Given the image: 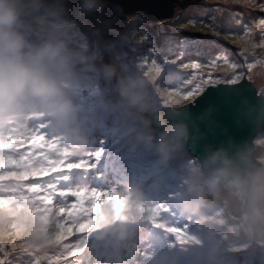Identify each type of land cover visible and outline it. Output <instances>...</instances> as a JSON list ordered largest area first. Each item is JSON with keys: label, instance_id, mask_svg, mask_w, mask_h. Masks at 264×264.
Masks as SVG:
<instances>
[{"label": "clouds", "instance_id": "1", "mask_svg": "<svg viewBox=\"0 0 264 264\" xmlns=\"http://www.w3.org/2000/svg\"><path fill=\"white\" fill-rule=\"evenodd\" d=\"M105 5L106 0H81L86 12L102 11ZM105 53L113 63L101 59ZM118 53L117 41L105 40L100 29L91 34L80 29L66 0H0V125L23 132L43 120L52 131L74 138L80 111L70 93L91 71L114 88L118 99L112 108L135 125L138 140L160 155L161 164L190 156L189 143L201 138L186 107L196 96H161L152 75L139 66L122 72ZM258 81L255 98L241 99L237 119L260 134L206 146L203 157L188 164L184 190L177 197L186 213L203 219L207 248L200 264H227L218 229L224 230L225 240L264 250V69ZM101 210L111 218L108 203ZM121 215L111 223L101 221L100 227L134 228L151 215V207L141 193L131 191ZM23 222L27 247L37 253L50 250L44 235L28 220ZM6 223V217L0 219V227Z\"/></svg>", "mask_w": 264, "mask_h": 264}, {"label": "snow or ice", "instance_id": "2", "mask_svg": "<svg viewBox=\"0 0 264 264\" xmlns=\"http://www.w3.org/2000/svg\"><path fill=\"white\" fill-rule=\"evenodd\" d=\"M244 2L248 7L256 8L264 13V0H244ZM66 4L69 15L85 33L91 34L96 29H100L104 39L111 40L112 35L122 26L124 6L121 4L109 3L106 0L105 8L98 12L83 11L81 0H66ZM206 13H210L206 19L189 21L188 24L194 26L198 23L202 25L215 39H208V35H202L203 39L201 37L194 38L200 41L197 50L192 54L194 58L185 59L183 52L172 60L157 58L154 50L148 48L146 55L138 61V66L152 75L157 91L161 96L169 99H171L172 92L162 90L156 84L162 76L167 75L169 78L177 76L175 71L177 68L181 70L200 69L199 74L187 72L183 75V83L189 87L179 94L185 99L200 96L199 100L195 101L198 106H203L200 108L198 119L206 122L208 132L223 137L220 144L223 145L235 140L233 138L234 132L245 129L246 126L237 119V111L241 99L250 96V93L243 84L239 88L221 86V77L217 72L219 58L223 56L229 59L230 54L234 53L235 50L228 49L220 43L219 38L221 36L229 37L232 34L233 24L246 28L248 26L247 21L251 20L254 24L264 26V17L257 18L252 14L244 17L243 13L239 11L219 6L202 7L201 15ZM181 27L185 28L186 25ZM259 35L264 37V27H261ZM140 38L143 44L146 37L141 36ZM206 87H209L210 90L205 91ZM201 92L204 94L200 95ZM187 111L191 113L192 109L188 108ZM218 113H222L227 118L228 124H222L214 118V115ZM191 123L195 122L191 119ZM25 141L31 143L32 146H37L43 145L45 138L39 130H32L30 133L19 137L9 136L7 139H0V219L7 218L6 225L0 227V264H57L60 257H70V259H63L61 264H85L83 257L88 251L89 236L100 227L98 215L100 204L104 197L109 194L85 188L59 187L58 182H55L53 177L64 172L58 171L62 159L57 154L49 153L48 155L52 156L51 159H47V156L41 154L40 159L33 162L28 153L15 152L16 146L22 145ZM53 145V142L48 141L49 149H56ZM96 155L98 156L99 153ZM45 160L47 163H43ZM66 165L69 163L65 162L63 167L70 170L84 167V162L71 163L70 169L66 168ZM48 172L54 174L42 180L29 181L25 185L26 177L34 173ZM68 197L75 198V202L66 204L65 201ZM25 201H31L33 205H42L43 207H39L38 211H47L48 208H53V232L50 244L54 248L40 257L32 253L27 245L20 240L21 233L16 230L17 226L12 223V216L9 215L12 213L19 215L16 206L22 205ZM85 201L89 202L88 207L83 206ZM89 213H92L91 217H89ZM66 222L74 226L75 231L81 235L73 237L71 242L61 243L62 238L69 231V228L65 226ZM170 231L178 236L181 235V230L178 228H171Z\"/></svg>", "mask_w": 264, "mask_h": 264}, {"label": "rangeland", "instance_id": "3", "mask_svg": "<svg viewBox=\"0 0 264 264\" xmlns=\"http://www.w3.org/2000/svg\"><path fill=\"white\" fill-rule=\"evenodd\" d=\"M174 5H176L174 8L175 11H177V9L181 7L182 5H184L185 10L190 9V8L198 9L199 7H202V6L203 7L219 6L222 8H231L233 10L243 13L244 17L249 16V14L253 15V12L258 10L256 8L248 7V5L244 2V0H179V1H175ZM177 14L180 15L181 13L177 11ZM195 14L196 13H194V15ZM209 14L210 13H206L204 14V16L206 17ZM135 16L136 14L129 15L127 17V25L125 29L122 31V33L111 38V40L117 41L119 53L123 51L125 54H127L126 49L124 48L132 47L133 41H134L133 39H135L136 35L139 34L138 32H135V28L137 27L140 28L139 24H141L142 22L138 18V16L136 17ZM217 16H219V13L217 14ZM128 19H131V20L129 21ZM164 20H168V19H161L157 22H153L152 24H149L148 26L149 27L151 26L153 29H157L156 26L160 25L158 23L163 22ZM247 22H248V26L246 28L240 25H237V24H233L232 25L233 35H230L227 38L223 36L219 38L220 43L224 44L228 49H233L236 52H238L240 55H242V57L244 58L246 62V69H248V72L244 71L243 65H239L237 60H235L234 53L230 54L229 59H226L223 56H221L219 58L220 62L217 66V72L219 73L221 77L222 84L237 83L243 77H246V79L248 81H251L256 88L258 87V83H259L258 77L261 75L262 69H264V37H261L259 35V31H260L259 29H261L262 27L261 25L251 23L250 20H248ZM182 25H186V27L182 28L181 27ZM128 26H130L131 29L128 28ZM177 27L175 26L172 28L168 27L159 32H153L154 39L156 41L155 45L157 46L160 45V42L162 40L168 39L167 37L165 38L166 35L163 34L165 31H168L170 35L174 37L178 36L179 38L176 41L169 42V44H167V46L165 47L166 50L165 48L162 49V53H157L158 55L157 54L156 55L158 58L160 57V58H164L167 60H172V59H175V57L179 53L183 52L185 59H188L197 50L200 44V41L194 38L201 37L202 35H208L209 36L208 39H215V37H211L207 29L203 28V26L198 23L193 26V25H189L188 22H181V24H179ZM141 36H143V34H141ZM201 39H203V37H201ZM151 43H152L151 41H148L147 44H142L139 47L136 45L135 47H137V49L133 55H138V54H141L143 56L146 55V50L148 49V47L146 46H151L152 45ZM144 48H147L145 50V53L143 52ZM191 58H194V57H191ZM101 59L107 63L114 62L113 59L111 60V56L108 55L107 53H105L101 57ZM117 61L119 63L120 68H122L121 67L122 60L117 59ZM127 63L130 65L129 71H133L134 66L136 67L138 66L135 63H134V66L132 65V63H129V62ZM175 71L177 73V76L173 78H169L167 75H164L161 77L159 81L156 82V84L157 86L161 87L162 90H168L169 92H172L171 98H181L180 94L178 93L183 92L185 88L189 87L188 85L183 83V79H184L183 75H185L187 72H196L197 74H199L201 70L200 69L181 70L177 68ZM204 71L206 72V70ZM122 72H125V70H122ZM85 73L95 75V73L91 71H86ZM226 75H230L231 79H223V77ZM157 79H159V77H157ZM177 79H179V82L175 84ZM101 81L103 80L99 77L98 86H101L104 89H107L108 87H110L107 85L105 81L104 82L106 83V86L102 85L100 83ZM165 81L168 84H164ZM173 89L175 90L174 92H173ZM153 98L155 100L154 93H153ZM117 99L118 97L115 99V101ZM156 102L158 103V101ZM113 122L116 127H119V126L125 127V129L123 130L124 134L127 133V131L129 130L127 128L130 125V122H128V120L125 119L124 116L119 111L114 110ZM9 129L10 128H5L4 131L7 134H9L10 133ZM13 135L14 137H19L18 135L15 134V132L13 133ZM128 135L132 136V134H128ZM136 143H137L138 149L146 151L151 156V158H154V160L161 158L156 151L151 150V149H148V150L143 149V146L145 144L141 143L138 140V138H136ZM23 144H28V141H25ZM191 156L192 158L194 157L193 155ZM193 160H192L193 163H197V162H194ZM180 162L181 161L177 159V160L171 161L167 165L161 164L160 161L158 162V164H161L165 167H169L173 169L176 166V164ZM100 163H108L109 166L104 168ZM100 163H98L100 166L99 168L97 167L87 168L86 170L87 173H86L85 178L88 179V181L90 178H92L93 181H95V184L97 186V192H105L109 194L105 196L104 199L101 201L100 211L98 213L99 218H100L99 222L103 221L105 224H107V223H111V220H114L117 218H120V219L123 218L121 213H122V209L124 207V203H125V200L128 194L131 191L139 192L140 190L139 188H136V183H135L138 179H133L132 174H130V171H128L121 164L119 166H116L115 164L113 165V162L110 161V159L106 157H103V160H101ZM132 165L135 166L133 170L140 169L139 163H134ZM183 180H185L184 177L182 179V182ZM121 184L122 186L125 187L124 188L125 191H119L118 187H120ZM89 186H90V183L88 182L85 185V187H89ZM64 188H69V187H64ZM155 190L158 191L159 189L153 188V191H151L150 194H142L144 203L151 207V215L143 218V222L136 225L134 228L128 229V232L126 233V236H125L126 246L123 248V250L110 246V250L115 255V257L111 259V264H139V262L141 264H176L175 262H173L174 251L171 250L169 252H166L164 249L166 242L170 240V236L167 235L163 237L161 235L162 230L166 227V225L164 224V221L167 219L168 215L166 212H164L162 208L159 209L156 207L155 204H153L154 200H158V202H161L162 204L166 200L168 203L172 201L170 198H168L167 194L158 193ZM110 192H113L114 194L119 195L120 197L124 199H121L120 197L115 196V195H111ZM107 198L109 199L106 200ZM106 201H109L108 204L110 205L111 210H112V215L110 219H106L104 213L101 210L103 207L102 204L105 203ZM74 202H75V198L73 197H68L66 198V201H65L66 204L74 203ZM28 203H30L31 206H28ZM83 206L88 207L89 202L85 201ZM39 207H43V206H39L38 204L33 205L31 201L29 202L27 201L25 203L23 202L22 205L16 206V209L19 215H16L15 213L9 214L12 216V223H15L17 226L16 230H18L21 233L20 240H22L25 244H26L25 225L23 222L25 220H28L33 226H35L37 230H39L44 235L45 237L44 245L46 249H50V250H45L43 253H37V252H34L30 247H28L29 250L32 253H34L37 257H40L43 254L52 251L54 248V246L50 244V239H51L52 232H53V219H54L53 208L50 207L47 209V211H38L37 209ZM30 208H31V211H30ZM25 213H28L30 215V218L24 217L23 214ZM91 216H92V213H89V217ZM188 216L190 218V223H191L189 228L192 231H195L194 226L197 223L201 222L203 219L196 218L190 214H188ZM155 225H158L156 232L152 230ZM46 226L50 227L52 231L49 232ZM65 226L69 228L70 232L75 231V227L71 226L68 222H66ZM107 227H111V226L106 225L104 227H101L103 229L105 228V230H103V235H102L103 238L101 240L94 239L93 242L98 241V242H101L102 244H108L111 238H109V232L106 230ZM118 231L122 232L123 234L125 233V229L118 230ZM115 236H117V234ZM65 239L66 238L63 237L61 240V243H64ZM113 243L116 246H118L117 242H113ZM242 245H246V244L242 243ZM192 249L194 250H192L191 252V255H190L191 258L199 259L198 261H200V256L203 252V249L194 246V243H193ZM66 258L70 259V257H66ZM63 259L64 258L62 257L58 258L57 264H61ZM254 260L261 261L263 262L262 264H264V250L258 251L256 255L254 256Z\"/></svg>", "mask_w": 264, "mask_h": 264}, {"label": "trees", "instance_id": "4", "mask_svg": "<svg viewBox=\"0 0 264 264\" xmlns=\"http://www.w3.org/2000/svg\"><path fill=\"white\" fill-rule=\"evenodd\" d=\"M175 6L176 5H173V7H172L173 8L172 17L163 18V19H168V20H164L163 22H159L158 24H160V25L156 26L157 29H153L151 26L150 27L148 26L149 24L153 23L152 21H150L149 19H147L146 17H144L143 15H141L139 13H135L136 16H138V18L141 20L142 23L139 24L140 28H138L137 26H136L137 28H135V32H138L139 34H137L135 39H133L134 40L133 46L129 47V48H127V47L124 48V49H126L127 54H125L123 51H121L119 53V55L117 56V59L122 60L121 71L122 70H125V72L129 71L130 65L127 62L132 63L133 66H134V63L136 65H138V61L140 60L141 57H143V55H141V54L133 55L137 49V47H135V46L137 45L139 47L142 45V41L140 38L141 34H143L142 37L147 36L146 39L149 38L147 40L145 39V42L143 44H147L148 41L152 42L151 46H146V47L152 48L154 50L155 55H156L157 53H162V49L165 48L167 46V44H169V42L176 41L179 38H178V36L174 37V36L170 35L168 31H165L163 34H165L166 35L165 38L167 37L168 39L162 40L160 42V45L157 46V45H155L156 41L154 39V33L153 32H159V31H161L165 28H168V27L169 28H172L174 26L177 27L179 24H181V22H189V21L206 19V17L204 15H201V8L203 6L199 7L198 9L197 8H190V9L185 10L184 5H182L181 7H179L177 9V11L181 13L180 15L177 14V11L174 10ZM194 13H196V14L194 15ZM253 15L257 18L264 17V13H261L259 10L254 11ZM131 19H128V20L130 21ZM251 23H253V21H251ZM128 28L131 29L130 26H128ZM231 35H233V34H231ZM170 37H171V39H170ZM146 49L147 48H144V51H143L144 53H145ZM165 50H166V48H165ZM157 55H156V57H157ZM129 57H130V59H129ZM234 57H235V60H237L239 65H243L244 71L248 72V69H246V62H245L244 58L242 57V55H240V59H239V57L235 56V54H234ZM112 59H113V57L111 56V60ZM109 63H111V62H109ZM135 70H137L136 66H134L133 71H135ZM98 78H99V76H97L96 74L92 75L89 73H85L81 84L78 87H76L75 89H73L70 93L74 99V102L76 103V105L78 106L79 111H80L79 119L73 125L74 138L66 139L62 133L52 131V129L48 126L49 125L48 121L42 120V121H37V122L32 123L30 126V129H27L23 132L17 131L15 128H10L9 134H7L4 131V129L6 127L0 125V139H7L9 136L14 137V135H13L14 132L16 135L21 136V135H26V134L30 133L32 130H39L45 138V142L43 145L32 146V144L28 142V144L17 145L15 148L16 153H20V154L28 153L32 157L33 162L39 160L41 157V154H43L41 151H38L37 149L40 148L42 150H47V152H49L48 151L49 148L47 146L48 141H50L54 138H56V139H62L63 138V139H66L67 141L74 142V144H76L77 147H83V146L94 147L95 146L94 144L97 143V146H99L100 148L106 146L109 149H111L112 151H119V155L124 154V157L129 158V160H138L140 158H143L144 160H147V162L153 163L151 156L146 151L138 149V146L136 143L137 136L135 134V125H133L131 122L127 128L129 130L125 134L123 132L125 127L124 126L116 127L114 125L113 120H111V122H109V123H107V122L96 123V118L98 116L96 114H100L102 116H108V117L113 116L114 110H113L111 105L115 102V99L117 98V95H116V93L112 87H108L107 89H104L103 87L98 86ZM100 83L102 85L106 86V83L104 81H101ZM164 84H168V83L165 81ZM175 84H177V81ZM172 85H170V86H172ZM101 98H102V100H101ZM107 103H109V104H107ZM93 109H94V114H90V110H93ZM91 131H94L96 133L98 132L99 135L97 137L89 138L88 133ZM101 134H103L104 136H102ZM128 134H132V136L128 135ZM75 137H82L84 142L81 143L80 140L76 139ZM96 139L99 141L97 142ZM53 147L56 148L57 150H62V151H67V150L74 148L69 143L63 149H59L55 146H53ZM143 149L148 150L149 148L146 145H144ZM55 154H57L59 156L58 152L54 153L53 155H55ZM134 157H137V158H134ZM51 158H52L51 155L47 156V159H51ZM59 158H60V156H59ZM177 159H179V161H181V162L176 164V166L173 169L169 168V167H165V166H161V167L158 166V168H156L152 172H148V173H149L150 177H153L152 182H154L155 179H161L162 181H168V188L172 189L174 191V193L178 196L184 190V181L185 180H183V182H182V179H183V177L184 178L186 177V169H187L188 164L193 163L192 162L193 159H194L193 160L194 162H198V161L194 157L192 158L191 155L188 157H183V156L177 157L174 160H177ZM156 160H157V162H159L161 160V158L160 159L158 158ZM43 163H47V160H45ZM159 170H163V171L158 173ZM58 171H64L65 172V171H67V169H65L63 167V165H61V167L58 169ZM53 174L54 173H52V172L43 173V174L34 173L33 175L26 177L24 183H25V185H27L29 183V181L42 180V179H45L47 176L53 175ZM62 174H63V172L61 173V175ZM53 180L55 182H58V186H60L63 183V179H59L57 176H54ZM25 202H27V201H25ZM28 206H31L30 203H28ZM30 211H31V208H30ZM23 216L26 218H30V215L28 213L23 214ZM190 225H191V223H190ZM189 226H188L187 237L185 239L179 240V247L181 249L185 250L183 252V255L185 257V259L183 260V263L200 264V261H198L199 259H195V258L193 259V258H191L190 255H191L192 250H194V249H192L193 243H194V246L202 248L203 251L207 248V240L205 239V228L203 227V220L194 226L195 231H192L189 228ZM46 228L49 231V227L46 226ZM217 236L220 239L222 251L225 254L227 264H257V263L262 264L263 263L261 261L254 260V256L256 255V253L261 250L255 244H254L255 246L253 248V245L249 244L246 241H237V240H231V239L225 240L224 239L225 232L223 229L217 230ZM64 237L66 238L65 241L71 242L73 240V237H76V236H72L70 233H67ZM242 243L246 244L247 246L242 245ZM62 258L65 259L66 257H62ZM228 262H230V263H228Z\"/></svg>", "mask_w": 264, "mask_h": 264}, {"label": "water", "instance_id": "5", "mask_svg": "<svg viewBox=\"0 0 264 264\" xmlns=\"http://www.w3.org/2000/svg\"><path fill=\"white\" fill-rule=\"evenodd\" d=\"M175 1L179 0H108L109 3H118L124 6L123 11V23L120 29L112 35L111 38L122 33L127 25V17L131 14L139 13L149 19L152 22H157L163 18H170L173 15L172 7L175 4ZM110 38V39H111ZM243 82V83H241ZM247 87L250 96H245L244 98L254 99L256 93V87L251 81H248L246 77H243L239 82L233 84H222L221 86H228L231 88H239L241 85ZM210 88L207 87L205 91H209ZM202 92L200 95H203ZM200 96H196L190 106L186 107L191 108V118L195 122L192 124L196 134L201 137L197 142L189 143V152L193 155L198 161L204 155V150L206 146H219L223 137L221 135H216L207 131V124L203 120H199L200 108L203 106H198L195 101L199 100ZM214 118L220 121L222 124H228L227 118L222 114L218 113L214 115ZM245 129L243 131L234 132L233 138L237 141L247 138L250 135H259L260 129L252 127L245 124Z\"/></svg>", "mask_w": 264, "mask_h": 264}, {"label": "bare ground", "instance_id": "6", "mask_svg": "<svg viewBox=\"0 0 264 264\" xmlns=\"http://www.w3.org/2000/svg\"><path fill=\"white\" fill-rule=\"evenodd\" d=\"M218 18H219V16H218ZM191 57H194V56H191ZM179 82V79H177V83ZM134 158H137V157H134ZM152 165H153V167H155V166H157V165H159L158 164V162H157V160H154V158H152ZM160 166V165H159ZM148 188H150L151 189V183H148L147 185H146ZM156 189H157V187H156ZM111 242H113V241H111Z\"/></svg>", "mask_w": 264, "mask_h": 264}]
</instances>
